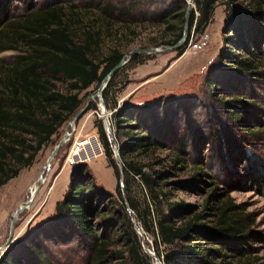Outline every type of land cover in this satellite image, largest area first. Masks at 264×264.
Wrapping results in <instances>:
<instances>
[{
  "label": "trees",
  "instance_id": "obj_1",
  "mask_svg": "<svg viewBox=\"0 0 264 264\" xmlns=\"http://www.w3.org/2000/svg\"><path fill=\"white\" fill-rule=\"evenodd\" d=\"M221 1L227 11L223 26L226 42L223 59L231 63L230 70L234 72L231 75L249 79L248 75L257 68L253 59L258 58L256 51L260 49L258 27L264 22V0H194L195 6L188 14L187 37L176 54L181 55L184 51L192 31L200 34L206 28L215 6ZM153 3L154 11L148 12ZM95 5L102 16L101 25L97 20L84 22L81 16H84L85 7L80 15L79 5L73 2L47 3L18 14L12 13L8 6L0 7V52H16L10 62L0 58V187L16 176L21 167L30 165L36 153L80 109L82 98L79 93L93 84L98 86L121 60L124 51L117 46L106 55L96 56L103 33L112 20L126 22L138 15L145 16V20L157 19L163 30L172 34L161 44L173 45L182 35L187 2L95 0ZM137 12L140 14H135ZM173 20L178 24L174 25ZM229 43L233 47L228 46ZM137 56L134 53L130 59ZM118 72L119 69L113 72L102 90L107 109L117 107L113 89ZM226 74L220 72L219 76L218 73L215 81L230 84L224 79ZM260 74L264 75V71ZM58 79L67 81L69 91L74 92H60L55 84ZM215 81H208L214 91L218 89L214 86ZM240 93L244 95L247 91ZM220 103L225 109L222 112L225 121L237 126L247 115L235 110L249 113L244 106L258 105L236 95ZM89 107L96 109L97 106L92 103ZM186 111L188 106L180 99L130 104L128 108L115 110L109 119L114 140L108 138L100 121V140L117 178L119 168L113 157L114 142L122 165L123 187L118 181L115 186L118 199L96 187L87 166L78 164L70 174L62 199L55 203L53 213L24 236L16 238L0 256V264H51L48 251L42 249L43 241L64 243L71 246L72 251H84L78 261L80 264H126L127 259L133 264H154L142 247L127 206L152 238V250L162 264H253L248 260H230L247 230L246 216L230 201L217 209L213 220H208L205 212L190 209V205L182 200H162V189L143 170L147 164L133 160L134 154H146L156 149L165 150L172 156L170 167L185 160L181 156L184 149H178L174 140ZM253 127L238 130L254 137L260 132ZM153 173L160 178L168 170H153ZM198 174L201 175L195 173ZM134 182L142 184L147 191L143 205L132 195ZM163 203L166 210L162 209ZM117 243L122 248H117Z\"/></svg>",
  "mask_w": 264,
  "mask_h": 264
},
{
  "label": "rangeland",
  "instance_id": "obj_2",
  "mask_svg": "<svg viewBox=\"0 0 264 264\" xmlns=\"http://www.w3.org/2000/svg\"><path fill=\"white\" fill-rule=\"evenodd\" d=\"M0 1H5L0 2V7L8 6L12 13L17 14L26 9L42 7L47 3L73 2L79 5L80 15L82 8L85 7V17L81 16L84 22L97 20L100 25L103 24L95 0ZM194 6L193 3L191 8ZM153 8L154 3L149 6L148 12L154 11ZM226 12L223 1L218 2L206 28L200 34H193V40L204 31L209 37L208 45L196 52L189 49L187 44L181 55L176 54V50H164L150 54L140 52L134 59H130L133 54L127 57L125 63L118 68L119 72L115 78L113 96L117 99V107L113 110L106 108V114L109 120L113 111L128 108L130 104L150 103L160 99H180L181 103L185 101L188 111L185 112L181 129L174 140L178 149H184L181 156L185 160L170 167L173 164L172 156L161 149L141 155L134 154L136 157L133 160L147 164L143 170L151 175L157 187L162 189L164 193L162 200H182L190 205V209L205 212L208 220H213V214L217 209L224 202L230 201L236 210L246 216L247 226L244 233L246 236L240 240V247L238 246V249L232 252L233 259L230 260L232 262L248 260L253 264H264V75L260 74L264 71V22H262V27L257 26L260 31V49L256 51L258 58L253 59L257 68L252 71L251 75H248L249 79L240 78L231 75L234 74L230 70L231 63L223 59L226 45L223 40ZM173 24L178 23L173 20ZM228 34L231 35V33ZM171 35L163 30L162 23L157 22V19L146 18L145 20V16L142 15L127 19L126 22L112 20L108 29L103 33L100 46L96 49V56L99 58L108 54L114 46L123 50L124 54L133 49L164 47L167 45L161 44V41L170 38ZM230 44L228 46L233 47ZM232 50L238 52L236 49ZM15 54L16 52L10 50L2 51L0 58L10 62ZM244 56H246L245 53ZM220 72H225L226 76L232 77H224L225 80L230 81V84L215 81L218 73L220 76ZM211 79L216 82L214 86L218 89L215 91L208 84ZM55 84L60 92H74L69 91L67 81L58 79ZM98 86L93 84L79 93V97L82 98L80 109L89 96L95 95ZM242 91H247V93L242 95L240 93ZM234 95L258 104L257 107L252 104L244 106L249 113L234 109L243 116L245 113L247 115L239 126L247 128L254 125L253 128L260 132L258 135L254 137L247 135L244 131L243 133L238 130L242 127L225 121L222 115L225 109L221 107L220 102L229 100ZM185 98L190 102L184 100ZM92 103L97 106L96 109H89ZM179 103L176 102V104ZM229 108L233 110L232 107ZM72 116L59 128L58 133L52 136L51 141L36 153L30 165L21 167L16 176L0 187V246L8 238L15 210L32 194V185L39 183V173L46 165L54 146L69 130L68 124ZM100 121L105 128L100 102L95 96L89 100L86 111L75 119L76 127L71 130L68 140L61 145L50 160L43 174L46 181L40 185L32 203L18 213L14 221V237L24 236L53 213L55 203L62 199L68 188L70 174L78 164L87 166V171L97 185L96 187L106 191L113 199H118L115 186L118 181L119 185L121 182L120 187H123V171L120 172L114 154L113 157L119 168L118 178L108 164L98 131ZM105 132L111 140L106 129ZM120 138L124 137L121 135ZM113 146L112 144V149ZM97 148H101L102 154L95 152L94 156L88 160L81 159L82 161L75 166L69 164L72 155L75 158L77 154L85 151L89 156L90 152L93 154ZM163 169L168 170V173L157 178L153 170ZM196 172H200L201 175H195ZM121 192L124 196V192ZM132 195L141 205L147 199V191L142 184L137 182L132 184ZM165 206L163 203L162 209L166 210ZM129 213L131 220H135L134 224L137 227L134 226L135 231L137 234L140 232L138 235L144 251L146 249L153 251L152 238L143 230L134 212ZM70 247L68 244L50 243L49 241H43L42 244L43 251L46 253L48 251L47 256L51 264H80L78 261L84 255V251H72ZM116 247L122 248L119 243ZM153 261L157 264L154 259ZM126 264L133 263L127 259Z\"/></svg>",
  "mask_w": 264,
  "mask_h": 264
},
{
  "label": "water",
  "instance_id": "obj_3",
  "mask_svg": "<svg viewBox=\"0 0 264 264\" xmlns=\"http://www.w3.org/2000/svg\"><path fill=\"white\" fill-rule=\"evenodd\" d=\"M193 3H194V0H187V7H186V11H185V22H184V25H183L182 35L177 40V42L175 44L167 45V46H164V47L139 48V49H133V50L129 51L127 54H124L122 56L121 60L104 76V78L100 82V85L98 86V88L96 90V94H97V98H98V100L100 102L101 114L104 117L105 129L109 133L110 138L112 140H114V137H113V134H112V131H111V128H110V122H109L107 114H106V107H105L103 99H102V90L105 88V86H106L108 80L110 79L111 75L113 74V72L116 71L118 68H120L125 63V60L127 59V57H130L132 54L140 53V52L147 53V54L159 53V52H162L164 50H177L178 48H180L185 43V40H186L188 14H189L190 8H191ZM92 97H93L92 95L88 97V99L84 103L83 107L72 116V119H76L81 114H83V112L86 111V109H87V107L89 105V100ZM69 136H70V133L69 132H65L64 137L62 139H60V141L54 146V148H53L52 152L50 153L49 158H48V160L46 162V165L42 168V170L39 173L38 181H40V182H39L38 186L34 189V192L29 196V198L15 210V212L13 214L12 221H11L8 238H7L6 242L2 246H0V256L2 255L4 250L8 246H10L16 239V237L13 236V228H14V221L16 220L18 213H20L23 209L27 208L32 203V200H33L36 192L38 191V189L40 188V185L43 182L42 177H43L45 169L48 168L50 160L57 153V151L61 147V145L64 142H66V140L69 138ZM113 145H114L113 149H112L113 150V154H114L115 159L118 161V165L120 167V172L122 173V165H121V162H120V157L118 155L117 145L115 144V142L113 143ZM120 185H121V182H120ZM127 210H128V212H131V213L133 212L128 206H127ZM132 222L134 224L135 220H132ZM134 226H135V228H137L135 224H134ZM138 234H140V232H138ZM145 252L149 256H151L155 260V262L157 264H162L161 260L155 255L154 251H151L150 249H146Z\"/></svg>",
  "mask_w": 264,
  "mask_h": 264
},
{
  "label": "built area",
  "instance_id": "obj_4",
  "mask_svg": "<svg viewBox=\"0 0 264 264\" xmlns=\"http://www.w3.org/2000/svg\"><path fill=\"white\" fill-rule=\"evenodd\" d=\"M193 31L191 33V37L188 41V47L189 49H192V51L196 52L199 49H202L203 47L207 46L209 43V37L208 33L204 31L197 39L193 40ZM102 154L101 148H97L94 150L93 154L90 152L89 156H87V153L85 151L81 152V157L80 154H77L76 157L74 158L73 155L71 156V160L69 161L70 165L75 166L77 163L81 162V159H89L94 156V154ZM76 162V163H75Z\"/></svg>",
  "mask_w": 264,
  "mask_h": 264
},
{
  "label": "bare ground",
  "instance_id": "obj_5",
  "mask_svg": "<svg viewBox=\"0 0 264 264\" xmlns=\"http://www.w3.org/2000/svg\"><path fill=\"white\" fill-rule=\"evenodd\" d=\"M97 97V94L95 93V95H93V97ZM95 99V98H94ZM76 127V123H75V119H72L70 122H69V124H68V129L69 130H67V132H69L70 133V135H71V130L72 129H74ZM70 137V136H69ZM68 140V139H67ZM66 140V141H67ZM42 180H43V182L42 183H44V181H46V177L45 176H43L42 177ZM40 182V181H39ZM39 183H34L33 185H32V187H31V192L33 193L34 192V189L37 187V185H38ZM37 193V192H36ZM36 195V194H35Z\"/></svg>",
  "mask_w": 264,
  "mask_h": 264
}]
</instances>
